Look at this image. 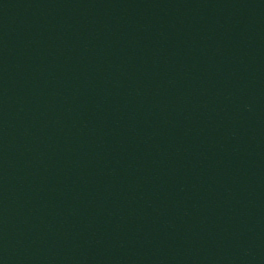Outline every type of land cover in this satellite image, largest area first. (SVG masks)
Wrapping results in <instances>:
<instances>
[{
  "label": "water",
  "instance_id": "1",
  "mask_svg": "<svg viewBox=\"0 0 264 264\" xmlns=\"http://www.w3.org/2000/svg\"><path fill=\"white\" fill-rule=\"evenodd\" d=\"M0 264H264V0H0Z\"/></svg>",
  "mask_w": 264,
  "mask_h": 264
}]
</instances>
